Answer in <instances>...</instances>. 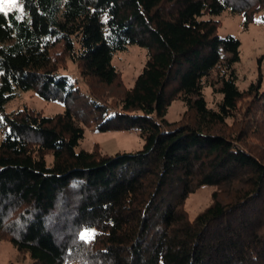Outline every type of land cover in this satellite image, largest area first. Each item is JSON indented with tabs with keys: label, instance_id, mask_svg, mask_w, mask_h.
<instances>
[{
	"label": "trees",
	"instance_id": "obj_1",
	"mask_svg": "<svg viewBox=\"0 0 264 264\" xmlns=\"http://www.w3.org/2000/svg\"><path fill=\"white\" fill-rule=\"evenodd\" d=\"M21 1L24 14L0 13V239L32 264H264V140L250 142L264 89L240 87L241 40L217 33L223 12L248 26L264 0ZM132 45L147 58L127 86L113 59ZM206 87L222 94L213 106ZM29 90L65 109L7 111ZM174 99L186 111L172 121ZM88 125L143 144L81 149ZM203 185L211 201L191 218Z\"/></svg>",
	"mask_w": 264,
	"mask_h": 264
},
{
	"label": "rangeland",
	"instance_id": "obj_2",
	"mask_svg": "<svg viewBox=\"0 0 264 264\" xmlns=\"http://www.w3.org/2000/svg\"><path fill=\"white\" fill-rule=\"evenodd\" d=\"M19 4L23 5L21 0H19ZM11 10H18L20 14L25 12L24 6L23 11L18 6L13 7ZM218 19L220 20L217 28L219 35L232 34L241 40V59L237 64L240 87L246 88L251 82L262 80V89H264V10L256 13L248 26L244 24L245 16L243 14L233 12L230 9L218 16ZM146 58L147 51L145 47L139 45H132L127 50L118 52L115 55L113 63L120 71L125 85L130 86L133 84L135 78L141 72ZM61 70L70 74L83 88L85 87L76 62L68 61ZM204 91L209 105H215L222 97V94L214 92L212 87H206ZM250 99L251 97L245 96L240 101L239 105L242 107V111H245L246 104ZM24 106L47 115L65 109L62 102L46 100L33 90L20 92L8 102L6 109L12 111ZM185 111L186 106L183 101L174 99L169 105L166 117L172 121L180 120L185 116ZM260 140H264L263 135L251 137L250 142H260ZM142 144L143 138L138 130L98 131L93 125H88L85 127V135L81 139L79 148L98 150L101 153H115L117 151L136 150ZM212 190L213 187L210 185H203L189 195L185 206L191 218L210 203ZM32 262L29 252L19 250L9 240L0 239V264H32Z\"/></svg>",
	"mask_w": 264,
	"mask_h": 264
},
{
	"label": "snow or ice",
	"instance_id": "obj_3",
	"mask_svg": "<svg viewBox=\"0 0 264 264\" xmlns=\"http://www.w3.org/2000/svg\"><path fill=\"white\" fill-rule=\"evenodd\" d=\"M17 6L23 11V5L19 4V0H0V13L7 14L13 7ZM94 238V230H85L80 234V239L87 242H91Z\"/></svg>",
	"mask_w": 264,
	"mask_h": 264
}]
</instances>
